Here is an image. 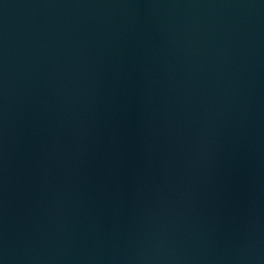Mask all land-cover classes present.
<instances>
[{
	"label": "water",
	"instance_id": "95a60500",
	"mask_svg": "<svg viewBox=\"0 0 264 264\" xmlns=\"http://www.w3.org/2000/svg\"><path fill=\"white\" fill-rule=\"evenodd\" d=\"M0 264H264V0H0Z\"/></svg>",
	"mask_w": 264,
	"mask_h": 264
}]
</instances>
